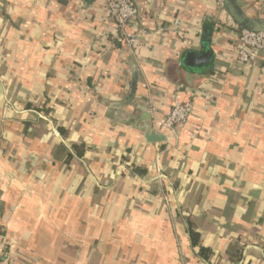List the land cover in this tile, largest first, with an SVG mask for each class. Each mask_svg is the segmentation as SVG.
Wrapping results in <instances>:
<instances>
[{
	"label": "crops",
	"instance_id": "crops-1",
	"mask_svg": "<svg viewBox=\"0 0 264 264\" xmlns=\"http://www.w3.org/2000/svg\"><path fill=\"white\" fill-rule=\"evenodd\" d=\"M131 1L134 53L105 0H0V264H264V53L215 0Z\"/></svg>",
	"mask_w": 264,
	"mask_h": 264
},
{
	"label": "built area",
	"instance_id": "built-area-1",
	"mask_svg": "<svg viewBox=\"0 0 264 264\" xmlns=\"http://www.w3.org/2000/svg\"><path fill=\"white\" fill-rule=\"evenodd\" d=\"M215 1L219 5H223V0ZM104 11L107 18L115 26L116 36L119 42L130 52H136L139 35L134 29L136 11L132 1L105 0ZM260 53H264V33L239 30L237 44L234 50V60L241 64H249ZM152 112L153 108L150 109V113ZM191 114L192 106L190 104L175 102L169 113L161 120H158L157 123L163 130L174 131L179 125L186 123ZM163 199L165 203L169 202L167 197Z\"/></svg>",
	"mask_w": 264,
	"mask_h": 264
},
{
	"label": "water",
	"instance_id": "water-1",
	"mask_svg": "<svg viewBox=\"0 0 264 264\" xmlns=\"http://www.w3.org/2000/svg\"><path fill=\"white\" fill-rule=\"evenodd\" d=\"M222 6L231 22L237 26L239 30L264 33V18L247 15L239 6L237 0H223ZM211 41V34L207 31L203 32L201 35L202 49L200 51L187 50L185 57L182 60V64L191 71H200V69L209 66L213 58ZM176 136L177 129L174 131H158L151 128L149 125L145 126L143 132L144 141L148 144L169 143L176 139Z\"/></svg>",
	"mask_w": 264,
	"mask_h": 264
},
{
	"label": "trees",
	"instance_id": "trees-1",
	"mask_svg": "<svg viewBox=\"0 0 264 264\" xmlns=\"http://www.w3.org/2000/svg\"><path fill=\"white\" fill-rule=\"evenodd\" d=\"M132 170L135 171V172H139V170L136 168V166H132Z\"/></svg>",
	"mask_w": 264,
	"mask_h": 264
},
{
	"label": "rangeland",
	"instance_id": "rangeland-1",
	"mask_svg": "<svg viewBox=\"0 0 264 264\" xmlns=\"http://www.w3.org/2000/svg\"><path fill=\"white\" fill-rule=\"evenodd\" d=\"M261 18H264V14L261 16Z\"/></svg>",
	"mask_w": 264,
	"mask_h": 264
}]
</instances>
